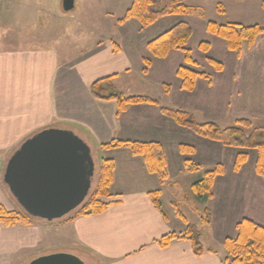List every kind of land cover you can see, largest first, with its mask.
Segmentation results:
<instances>
[{
  "label": "crops",
  "instance_id": "0c3cea01",
  "mask_svg": "<svg viewBox=\"0 0 264 264\" xmlns=\"http://www.w3.org/2000/svg\"><path fill=\"white\" fill-rule=\"evenodd\" d=\"M51 9L47 0H0V207L21 213L11 202L4 182L7 163L25 140L55 127L77 130L79 136L105 152L102 160L114 161L111 196L102 198L109 203L103 213L70 217L59 224L40 219L9 226L0 223V264H30L67 245L88 264H226L229 252L225 240L229 236L220 240L211 236L202 243L205 251L201 256L195 254L190 239H175L167 247L158 242L170 233L185 234L189 225L198 229L179 207L180 183L173 177L175 172L180 177L186 173V159H193L205 172L224 165V173L216 177L214 195L208 199L213 200L218 191L223 205L237 209V217L231 218L236 232L244 219L264 226V179L255 169L257 153L253 152V163L249 155L236 172L232 168L235 159L231 158L244 150L198 136L161 110L162 106L179 108L176 96L187 95L176 75L185 53L172 50L167 57L158 58L150 52L148 43L177 23L148 38L146 48L142 47L144 54L138 55L142 60L138 72L142 90L160 104H134L119 112L115 100L93 96L91 85L111 77L107 84L114 90V81L133 64L131 50L113 37L73 56L62 44L65 29L54 33L64 15ZM55 17L60 20L55 21ZM259 46L264 56V35L257 38L252 49H242L239 65L248 53L257 54ZM145 58L152 62L147 74L143 72ZM197 82L193 92L201 90L198 84L209 83L208 79ZM165 84L170 85L168 90L160 86ZM207 86L210 90L213 87ZM184 110L195 114V109L184 106ZM115 141L161 143L168 178L161 180L157 173L149 172L145 158L126 145L101 147ZM181 144L192 145L193 153L184 155ZM155 190L161 191V209L149 196ZM233 194L238 204H230ZM164 196L168 198V210ZM207 221L211 228L213 220L208 217Z\"/></svg>",
  "mask_w": 264,
  "mask_h": 264
},
{
  "label": "rangeland",
  "instance_id": "374dc122",
  "mask_svg": "<svg viewBox=\"0 0 264 264\" xmlns=\"http://www.w3.org/2000/svg\"><path fill=\"white\" fill-rule=\"evenodd\" d=\"M47 2L52 6L51 10L55 13L64 15L63 21L55 25L56 29L54 33L59 34L65 29L66 32L61 35L63 40L62 44L71 51L73 56L83 49L96 45L101 40L104 42L113 37L117 39V42L122 44L125 43L129 52L131 50L133 56L131 68L127 73L121 75L119 80L114 81L115 83L113 84L116 92H121L126 96L149 95L147 92H144L146 90H142L144 87L138 80L140 76L138 74L140 71L139 67L142 65V60L138 55L144 54L142 47L146 48V44L144 43L148 38H153L154 35L162 33L161 31L168 29L167 27L175 23H189L193 28V34L187 47L191 50L193 58L197 61V65H195L194 68L209 74L210 80H208L209 83H207V85L213 87L211 91L206 88L208 87L207 85L198 84V89L201 90L193 92L198 83L196 82L193 90H185L189 96L183 93L176 96V102L181 104L178 105L179 108L177 109L184 110V106L188 109H195V114L193 116L197 121H214L223 127L234 125L235 121L240 118H248L251 119L256 126H264V56H261L263 51H259L261 49L259 46L257 54H250L247 52L248 55L244 56L245 62L240 61L239 65V58L242 57L243 54H238L229 50L226 40L210 33L207 29V23L209 21H214L218 24L235 22L244 25H264V0H182L183 3L197 8V10L186 15L162 17L160 20H157L151 26L144 29L140 21L135 18L129 19L122 24L120 22L125 16L126 11L131 7L133 0H75V7L71 11L64 10L63 0H47ZM168 2L169 0H157L155 8L160 9ZM199 10H201L204 15H201ZM50 19H52V17ZM54 20L58 21L60 19H56L55 17ZM139 28L143 29L142 33L139 31ZM56 40L59 41L58 39ZM217 40L224 43H219ZM202 42H209L211 44L208 52H203L200 49V44ZM253 47L249 48L246 43H243L242 49L248 51ZM208 58H213L221 62L223 64L222 70L218 71L217 68L209 62ZM184 63L185 60L182 58L181 64ZM199 79L207 80L205 78ZM199 79H197V81ZM179 80L181 87V79ZM160 86L166 89L165 86ZM181 89L183 88L181 87ZM70 130H73L79 135L77 130L72 128ZM87 143L91 148V154L95 162V175L89 194L92 195L97 185L102 158L105 157V152L98 148L96 144L92 142ZM244 151L252 155L249 162L253 163V152L257 153V151ZM238 154L239 152L237 155ZM187 157L190 158L189 156ZM234 157L233 155L231 160H236ZM185 166L186 173L182 175V177L177 176L176 172L175 176L173 175L175 181L180 183L178 186L180 189L178 196L179 207L186 216H188V219L197 225L201 242L203 243L210 240L211 236L214 240H220L226 236H236L237 232L236 229L232 227L231 218L237 217V209L228 208L223 205L222 197H219L220 194L218 191H216L213 200L208 199L214 195V184L216 177L219 175L214 179L212 196L206 195L204 197H199L194 192L193 184L203 177L205 171L201 170L202 168L200 167L198 171L193 173L189 171L187 165ZM232 168L234 170V165ZM8 194H10L11 202L16 207L17 211L25 212L12 193L10 192ZM167 201L168 198L166 199L164 196L163 202L165 209L168 208ZM188 201H190V203ZM230 204H238V202H236V194L232 195ZM74 214L75 212L72 211L68 215L54 220V222L55 224L62 223ZM208 217L210 221L213 220L211 228L209 227L210 222L207 223ZM216 244L218 245V243ZM69 247L68 245L61 246V251L54 253H69L77 256V254L71 252V248ZM84 258L85 257H83V260ZM86 264H88V262Z\"/></svg>",
  "mask_w": 264,
  "mask_h": 264
},
{
  "label": "trees",
  "instance_id": "16d2710c",
  "mask_svg": "<svg viewBox=\"0 0 264 264\" xmlns=\"http://www.w3.org/2000/svg\"><path fill=\"white\" fill-rule=\"evenodd\" d=\"M157 0H133L131 7L126 11L121 23L131 18L138 19L143 28L149 27L157 20L168 15H186L194 12L197 8L191 7L182 0H169L160 9L155 8ZM201 15L204 13L199 10ZM210 33L217 35L227 42L229 50L238 54L242 52L243 43L249 48L255 45L256 39L264 35V25H244L242 23L230 22L218 24L214 21L207 23ZM193 34L192 26L187 22H179L171 29L165 31L148 43L150 52L158 58H165L171 50H181L185 53V64L177 69V76L181 79V87L191 91L195 87L197 79L205 78L210 80L209 74L198 71L194 68L197 61L193 58L191 50L187 47ZM211 47L209 42H202L200 49L208 52ZM209 62L221 71L223 64L213 58H208ZM143 72L147 73L152 62L145 58ZM111 77L97 80L91 85L93 96L99 99L115 100L118 104L119 112L126 111L131 105L142 103L160 104L155 98L145 95L126 96L121 92H116L108 86ZM108 83V84H107ZM166 89L170 88L165 84ZM162 112L172 118L181 126L189 128L195 134L218 141L225 146L241 148L243 150L257 151L255 169L257 174L264 179V126H256L251 119L240 118L234 125L223 127L214 121L199 122L193 114L188 111L161 107ZM126 145L131 148L135 155L145 158L147 168L151 173H157L161 180L168 178L167 161L163 146L159 142H122L115 141L102 144V148H112ZM180 150L183 154H192V145L181 144ZM249 158L248 152H240L234 163V170L239 171ZM189 171L196 172L201 167L200 164L191 159L186 160ZM115 163L112 159L102 160L96 188L92 195H88L85 201L74 210L71 217L100 214L107 210L109 203L102 200L111 196L110 186L114 179ZM224 172V166L218 164L214 169L207 170L203 177L193 184L194 192L199 197L212 196V187L217 175ZM90 194V192H89ZM160 190L149 192L155 207L161 209ZM90 196V197H89ZM179 215L185 216L177 210ZM31 217L27 212H8L0 207V223L9 226L16 224H29ZM190 239L193 243L194 252L201 256L205 249L200 240L199 230L194 225H189L185 234L170 233L158 240L161 247H167L175 239ZM225 247L229 252V259L226 264H264V226L254 223L249 219H244L237 225L235 237H228L225 240Z\"/></svg>",
  "mask_w": 264,
  "mask_h": 264
},
{
  "label": "water",
  "instance_id": "95a60500",
  "mask_svg": "<svg viewBox=\"0 0 264 264\" xmlns=\"http://www.w3.org/2000/svg\"><path fill=\"white\" fill-rule=\"evenodd\" d=\"M65 11L75 0H63ZM95 162L88 143L73 130L47 128L25 140L9 159L4 182L30 216L54 221L77 209L91 191ZM30 264H86L79 256L53 253Z\"/></svg>",
  "mask_w": 264,
  "mask_h": 264
}]
</instances>
